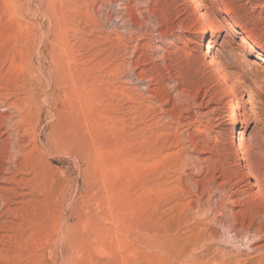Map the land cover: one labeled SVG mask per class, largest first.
<instances>
[{"label":"rangeland","instance_id":"rangeland-1","mask_svg":"<svg viewBox=\"0 0 264 264\" xmlns=\"http://www.w3.org/2000/svg\"><path fill=\"white\" fill-rule=\"evenodd\" d=\"M200 2L0 0V264H264V0Z\"/></svg>","mask_w":264,"mask_h":264},{"label":"bare ground","instance_id":"bare-ground-1","mask_svg":"<svg viewBox=\"0 0 264 264\" xmlns=\"http://www.w3.org/2000/svg\"><path fill=\"white\" fill-rule=\"evenodd\" d=\"M189 1V0H188ZM190 1H193L194 2V5H195V8H194V10H195V12H200V10H201V2H200V0H190ZM200 16L202 17L201 18V20L202 21H204V16H203V14H200ZM209 31V29L207 28V26H205L204 25V27H203V30H202V36H206L207 35V32ZM240 40H241V43L243 44V45H245V46H248V47H250V48H253V45H252V43L250 42V41H248V39L247 38H245V37H240ZM210 50H211V46H210V42H209V40L207 41V45H206V54L208 55H210ZM9 55V54H8ZM260 60H261V62L262 63H264V56L263 57H261L260 58ZM232 120H235L236 119V115H235V113L233 112V114H232ZM244 152V148L241 146L240 147V153L242 154ZM250 172V171H249ZM251 173V172H250ZM249 173V174H250ZM248 174V175H249ZM250 176V175H249ZM251 177V176H250ZM247 237V236H246Z\"/></svg>","mask_w":264,"mask_h":264}]
</instances>
